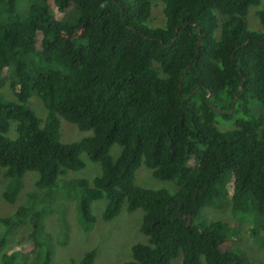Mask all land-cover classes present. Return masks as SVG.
Masks as SVG:
<instances>
[{
	"label": "trees",
	"instance_id": "obj_1",
	"mask_svg": "<svg viewBox=\"0 0 264 264\" xmlns=\"http://www.w3.org/2000/svg\"><path fill=\"white\" fill-rule=\"evenodd\" d=\"M53 1L59 11L78 8L86 43L82 36L66 40L73 27L39 5L15 15L16 0H0V84L9 76L17 98H0L5 198L16 200L31 170L40 173L39 188H55L67 170L85 166L86 152L102 164L92 183L77 182L86 225L96 220L92 202L103 198L105 221L125 202L131 212L145 211L147 242L134 243L123 264H171L180 253L182 264H245L226 245L225 223L200 217L230 199L234 213L254 216V230L264 232V116L250 105L264 106V10L258 11L262 31L247 23L250 7L262 0ZM155 2L165 5V27L150 24ZM38 41L45 64L32 70ZM35 93L47 109L44 123L27 105ZM61 117L93 134L62 142ZM12 121L16 138L7 135ZM114 144L121 146L116 159ZM141 164L179 189L138 185ZM30 205L0 217L5 235L27 223ZM40 218V212L30 217L29 236L39 231ZM95 257V250L87 252L82 264ZM1 264H11L10 256L2 255Z\"/></svg>",
	"mask_w": 264,
	"mask_h": 264
},
{
	"label": "rangeland",
	"instance_id": "obj_2",
	"mask_svg": "<svg viewBox=\"0 0 264 264\" xmlns=\"http://www.w3.org/2000/svg\"><path fill=\"white\" fill-rule=\"evenodd\" d=\"M17 14H26L30 4L39 5L47 10L56 21L72 26L73 31L66 33V40L82 38L86 43V32L79 23V10L72 6L67 11H59L53 0H16ZM164 3L155 2L152 7L150 24L153 27H165L166 17ZM264 10V0L258 5L250 7L247 15L248 27L253 31H262L258 11ZM8 16H6V19ZM3 18L0 19L2 21ZM40 42L36 44L37 52L32 56L36 61L32 65L35 70L45 64L43 55L38 52ZM54 68L62 69L57 63L50 64ZM0 98L16 101L12 81L5 76L0 84ZM27 105L33 109L42 119L47 117V109L42 98L33 94ZM252 113L264 116V106L258 100L250 102ZM223 130L233 127L231 123H219ZM91 130H81L75 123L61 117L60 138L64 143L80 141L91 136ZM8 136L16 138V121H12ZM121 146L114 144L111 155L116 159L120 154ZM85 166L80 169H69L61 175L55 188H39L37 181L40 173L36 170L28 171L21 179V190L15 201H9L3 195L8 183L4 175V169L0 165V217L13 216L21 206L30 205L23 223L17 226L11 233L5 235L4 224L0 222V264L2 255H9L11 264H82L87 252L96 251L94 264H123L132 258V245L137 242H147L146 235L142 232V223L145 215L144 209L133 212L128 210L127 202L124 203L119 215L110 221L102 217L107 205V199L103 198L92 202V212L95 222L88 226L81 215L79 208L83 194L79 180H88L90 183L102 173V164L92 160L86 152L81 153ZM135 182L145 188L167 189L175 193L179 186L173 181L157 178L153 170L145 164H141L136 171ZM40 189L41 195L32 200L31 193ZM35 212L41 213L40 229L35 236H29L31 230L30 217ZM207 218L221 220L225 223V233L229 241L227 246L233 248L244 258L245 264H264V232L254 230L255 217L248 213H234L231 208V200H226L222 207L207 206L203 209L200 219ZM171 264H182V253Z\"/></svg>",
	"mask_w": 264,
	"mask_h": 264
},
{
	"label": "water",
	"instance_id": "obj_3",
	"mask_svg": "<svg viewBox=\"0 0 264 264\" xmlns=\"http://www.w3.org/2000/svg\"><path fill=\"white\" fill-rule=\"evenodd\" d=\"M199 46H201V40L199 41Z\"/></svg>",
	"mask_w": 264,
	"mask_h": 264
}]
</instances>
